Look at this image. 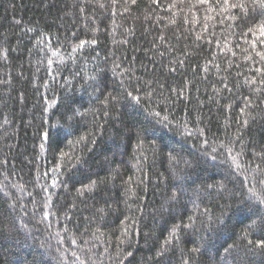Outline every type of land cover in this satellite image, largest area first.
Segmentation results:
<instances>
[{
	"label": "trees",
	"instance_id": "trees-1",
	"mask_svg": "<svg viewBox=\"0 0 264 264\" xmlns=\"http://www.w3.org/2000/svg\"><path fill=\"white\" fill-rule=\"evenodd\" d=\"M264 0H0V264H264Z\"/></svg>",
	"mask_w": 264,
	"mask_h": 264
},
{
	"label": "snow or ice",
	"instance_id": "snow-or-ice-1",
	"mask_svg": "<svg viewBox=\"0 0 264 264\" xmlns=\"http://www.w3.org/2000/svg\"><path fill=\"white\" fill-rule=\"evenodd\" d=\"M262 31H264V29H262Z\"/></svg>",
	"mask_w": 264,
	"mask_h": 264
}]
</instances>
